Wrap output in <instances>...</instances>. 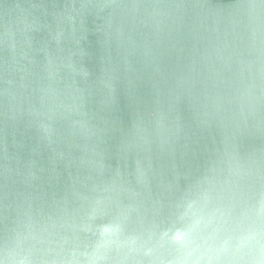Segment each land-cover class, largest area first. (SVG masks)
<instances>
[{
  "label": "water",
  "instance_id": "obj_1",
  "mask_svg": "<svg viewBox=\"0 0 264 264\" xmlns=\"http://www.w3.org/2000/svg\"><path fill=\"white\" fill-rule=\"evenodd\" d=\"M166 7H178V27L160 22ZM217 17L249 38L264 34V0H0V262L23 256L27 264L41 257L86 264L95 237L75 225L93 207L94 224L118 206L135 208L133 220L139 214L144 227L130 224L126 234L147 238V221L161 208L168 214L189 183L186 174L223 147L228 130L198 126L183 88L173 87L203 47L201 26ZM46 52L71 53L87 73L76 77L85 95L82 125L54 116L46 131L41 125L49 121L31 110ZM239 72L233 66L224 75L235 82ZM158 102L166 124L179 117L187 149L157 129ZM253 124L250 118L237 144L244 162L264 176V124ZM257 210L250 198L237 214L247 213L250 223Z\"/></svg>",
  "mask_w": 264,
  "mask_h": 264
},
{
  "label": "clouds",
  "instance_id": "obj_2",
  "mask_svg": "<svg viewBox=\"0 0 264 264\" xmlns=\"http://www.w3.org/2000/svg\"><path fill=\"white\" fill-rule=\"evenodd\" d=\"M161 23L179 26L180 12L166 7L160 13ZM71 27L72 16L68 17ZM202 49L190 60L189 71L177 79L173 87H182L193 109L198 126L211 128L224 126L223 147L214 157L201 165L196 173L189 172V183L181 190L167 215L163 208L148 221L147 238L128 237L126 229L144 221L139 214L133 220L135 208L117 207L102 224H94L97 209L85 212L75 225L80 231L95 237L93 251L84 253L86 264L111 260V264H264V176L253 171L240 155L237 137L249 127V119L258 130L264 124V34L252 33L251 38L239 31L232 21L225 23L214 18L211 25L201 26ZM121 29L118 27L117 32ZM63 29L57 30V47ZM233 66L240 69L235 82L224 73ZM255 66V74L252 69ZM247 68L245 77L243 69ZM77 75L86 76L77 69L71 53L67 57L46 52L36 74L32 112L48 124L51 130L54 116L74 117L73 125L83 124L85 115L84 90L77 86ZM154 123L157 129H166L168 142L187 149L188 133L179 117L170 122L164 104L158 102ZM181 141H184L182 144ZM208 173L212 175L209 176ZM144 176V172L141 171ZM179 174L177 173V179ZM255 198L258 210L251 222L247 213L237 214V208ZM135 246L130 247L129 243ZM115 248L120 255L110 257ZM3 264V262H0ZM13 264H27L25 257ZM35 264H67L56 259L38 258Z\"/></svg>",
  "mask_w": 264,
  "mask_h": 264
}]
</instances>
